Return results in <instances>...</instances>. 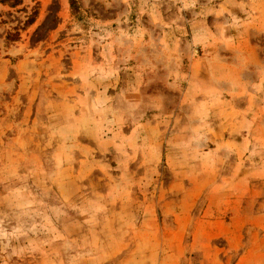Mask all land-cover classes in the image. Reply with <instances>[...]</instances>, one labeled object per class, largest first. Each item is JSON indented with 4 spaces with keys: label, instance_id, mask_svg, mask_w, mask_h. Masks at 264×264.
<instances>
[{
    "label": "rangeland",
    "instance_id": "obj_1",
    "mask_svg": "<svg viewBox=\"0 0 264 264\" xmlns=\"http://www.w3.org/2000/svg\"><path fill=\"white\" fill-rule=\"evenodd\" d=\"M74 1L0 0V264H264V0Z\"/></svg>",
    "mask_w": 264,
    "mask_h": 264
},
{
    "label": "trees",
    "instance_id": "obj_2",
    "mask_svg": "<svg viewBox=\"0 0 264 264\" xmlns=\"http://www.w3.org/2000/svg\"><path fill=\"white\" fill-rule=\"evenodd\" d=\"M70 1H71L72 6H74L75 5V1L74 0H70ZM4 2H8V3L10 2V5L12 7H15V6L20 4L21 0H4ZM36 13H37V11H35L31 16H29V18L27 20V23H26L27 25H31V24L34 23ZM16 35H18V34L10 33L8 35V39L11 40V41H14L13 39L16 37Z\"/></svg>",
    "mask_w": 264,
    "mask_h": 264
}]
</instances>
